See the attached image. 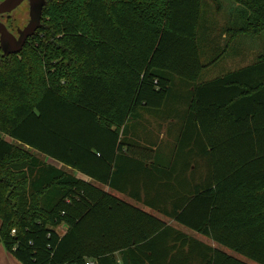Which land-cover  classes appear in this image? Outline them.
<instances>
[{
    "label": "trees",
    "instance_id": "1",
    "mask_svg": "<svg viewBox=\"0 0 264 264\" xmlns=\"http://www.w3.org/2000/svg\"><path fill=\"white\" fill-rule=\"evenodd\" d=\"M233 1L258 19L231 40L264 32V0ZM203 7L48 0L39 35L0 51V244L19 262L247 264L95 182L264 264V57L204 81L231 45L208 55ZM176 79L192 103L167 159L164 140L143 146L127 124L164 108Z\"/></svg>",
    "mask_w": 264,
    "mask_h": 264
},
{
    "label": "rangeland",
    "instance_id": "2",
    "mask_svg": "<svg viewBox=\"0 0 264 264\" xmlns=\"http://www.w3.org/2000/svg\"><path fill=\"white\" fill-rule=\"evenodd\" d=\"M256 19H258V16L254 11L243 8L233 0H204L201 29L205 28L206 31H200L201 38L204 39L207 35L208 40L212 39V41L215 40L218 43L208 55L212 58H218L217 56L223 55V52L226 51L224 47L227 43L231 46H228L225 55L213 70H206L203 80L216 78L241 66L243 67L245 64L250 65L257 62L262 56L264 57V32L243 35L237 37L234 41L231 40L233 28H243L245 25L254 26ZM226 29H229V31H225V33L224 30ZM208 32L209 34H207ZM200 49L203 53L204 46L201 45ZM51 65H55V63H51ZM179 81L181 80L176 79V82ZM35 154L38 156V153ZM40 158L44 159L43 157ZM1 247L5 249L4 246ZM227 252L247 264H257L233 251L228 250ZM6 255V258L0 255V264H22L9 252Z\"/></svg>",
    "mask_w": 264,
    "mask_h": 264
},
{
    "label": "crops",
    "instance_id": "3",
    "mask_svg": "<svg viewBox=\"0 0 264 264\" xmlns=\"http://www.w3.org/2000/svg\"><path fill=\"white\" fill-rule=\"evenodd\" d=\"M216 65L217 63L213 66L206 68L203 73L206 74L205 72L207 69H209L210 71L213 70V68H215ZM245 66L247 65L245 64ZM243 67L241 66L240 68ZM210 79L213 78H208L207 80L205 79L204 81H208ZM191 90H192L191 86L184 83L183 81L176 82L173 86V94L167 99L166 106L164 108L153 111L143 110L140 112L139 118L128 122L127 137H130L132 140L137 139L141 145L147 147H149L147 144L150 145L152 142H155L157 140L159 141L164 140L165 144H163L160 147L159 153L161 154L162 157H166L168 159L169 156L172 155V150H173L172 147L169 148L168 146L169 140L171 141L172 138L176 137L183 131V128L187 125V121L190 118L188 110L192 103ZM154 150H156V148H154ZM37 155L39 157L44 158V156L40 154ZM51 162L52 164L57 165L59 168H63L64 170H66L67 172L73 175L76 174L74 170L66 168L62 166L60 163H56L54 161ZM76 175L80 178L85 179L88 182L92 181L91 179H89L88 177L82 174H76ZM93 184L97 185L106 192L112 193L114 196L125 202L138 206L139 208L143 209L145 212L159 218L160 220L165 222L168 226L187 235L188 237H191L209 246L220 248L227 254H230L227 252L228 250L226 251V248L218 246L216 243L206 238L205 236L182 226L181 224L177 223L175 220L168 218L157 211L146 208L141 204H137L130 196L119 193L118 191H113L109 189L107 186H103L95 182H93ZM0 226H1V221H0ZM66 230H67L66 226L60 228L61 233H64ZM168 245H171V242H169ZM1 246L3 245L0 244V255L6 258L5 256H7L6 253L8 252L6 251V249H3ZM117 258L120 261V255L117 254Z\"/></svg>",
    "mask_w": 264,
    "mask_h": 264
},
{
    "label": "water",
    "instance_id": "4",
    "mask_svg": "<svg viewBox=\"0 0 264 264\" xmlns=\"http://www.w3.org/2000/svg\"><path fill=\"white\" fill-rule=\"evenodd\" d=\"M25 0H4L0 3V15L12 12ZM31 6L30 22L27 27L20 33L19 39H16L8 32L6 27L0 23V48L4 55H14L20 53L29 38L40 26L42 9L45 0H28Z\"/></svg>",
    "mask_w": 264,
    "mask_h": 264
},
{
    "label": "flooded vegetation",
    "instance_id": "5",
    "mask_svg": "<svg viewBox=\"0 0 264 264\" xmlns=\"http://www.w3.org/2000/svg\"><path fill=\"white\" fill-rule=\"evenodd\" d=\"M4 0H0V3ZM48 0H45V5L42 9V15L40 19V26L35 30L32 36H29L25 45L30 43L35 36L39 35L40 29L43 25V11ZM31 6L28 0L23 1L16 9L12 12L1 14L0 23H2L8 32L12 34L16 39H19L20 33L27 27L30 22ZM24 45V46H25ZM0 51L3 53L2 49Z\"/></svg>",
    "mask_w": 264,
    "mask_h": 264
},
{
    "label": "built area",
    "instance_id": "6",
    "mask_svg": "<svg viewBox=\"0 0 264 264\" xmlns=\"http://www.w3.org/2000/svg\"><path fill=\"white\" fill-rule=\"evenodd\" d=\"M15 231H12V234H14ZM86 264H93L92 262H87Z\"/></svg>",
    "mask_w": 264,
    "mask_h": 264
}]
</instances>
